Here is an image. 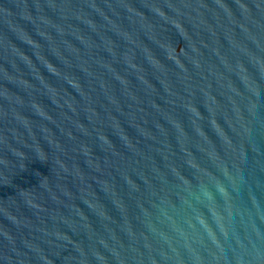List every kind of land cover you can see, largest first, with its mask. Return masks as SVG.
I'll return each instance as SVG.
<instances>
[{"label":"water","instance_id":"water-1","mask_svg":"<svg viewBox=\"0 0 264 264\" xmlns=\"http://www.w3.org/2000/svg\"><path fill=\"white\" fill-rule=\"evenodd\" d=\"M0 264H264V0H0Z\"/></svg>","mask_w":264,"mask_h":264}]
</instances>
